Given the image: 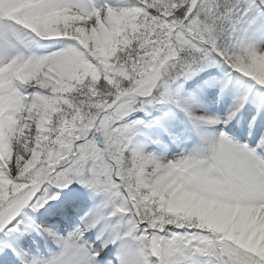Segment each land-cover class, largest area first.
<instances>
[{
	"label": "snow or ice",
	"instance_id": "6c2138e0",
	"mask_svg": "<svg viewBox=\"0 0 264 264\" xmlns=\"http://www.w3.org/2000/svg\"><path fill=\"white\" fill-rule=\"evenodd\" d=\"M0 264H264V0H0Z\"/></svg>",
	"mask_w": 264,
	"mask_h": 264
}]
</instances>
